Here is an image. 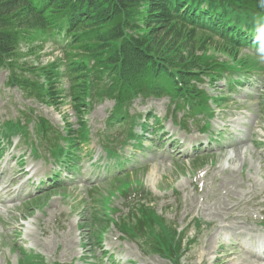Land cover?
<instances>
[{
    "label": "rangeland",
    "instance_id": "rangeland-1",
    "mask_svg": "<svg viewBox=\"0 0 264 264\" xmlns=\"http://www.w3.org/2000/svg\"><path fill=\"white\" fill-rule=\"evenodd\" d=\"M210 47L209 52L219 62L226 67L234 65L231 56L217 52L212 44ZM251 51L240 48V56L246 57ZM20 52L26 55L20 63L38 66L53 61L62 51L59 45L48 41L42 49L23 46ZM259 56L261 62L251 70L252 77L242 76L237 87L226 84L230 79L236 80L241 72L235 66L214 82L203 78L201 89L209 96L223 97L211 127H204L205 133L200 132L204 121L190 125L185 123L186 119L172 114L174 105H169L167 98L136 100L130 116L148 123L136 145L112 154L124 163L123 167L112 169L101 148V138L128 127L107 129L113 101L94 102L96 105L85 111L86 122H81L68 92L67 79L56 85V98L40 101L9 84V69L0 68V125L4 132L16 130L18 125H26L29 131V138L21 140L19 134L12 135V144L4 140L5 134V143L0 138V149L6 151L0 158V174L6 170L9 180L15 170L26 173L10 193H0V264H20L24 250L40 257L45 264H171L158 255H144L136 243L123 239L118 230L116 224L126 218L129 204L124 197L129 195L133 199L139 188L157 200L155 209L164 217L158 221L175 223L182 230L194 219L195 226L185 234L190 244L184 247L182 264H264V256L257 259L245 252L241 241L236 240L239 234L235 228L238 223L244 225L245 217L250 215L249 226L255 229L254 233L242 237L251 248L253 238L259 240L264 234L259 226L264 218L260 214L264 213V194L256 197L257 192H264V169L260 171L258 166V157L264 159V147L258 144L264 142V56ZM34 118L46 119L60 133L64 128L70 130L77 167L69 168L68 160L58 164L43 145L36 147L31 141L36 137ZM182 124L187 127L183 129ZM157 126H162L159 131ZM212 130L216 132L211 134ZM210 134L211 142L207 139ZM183 138L189 139L186 145H182ZM62 142L66 144V140ZM200 143L206 146L198 151ZM229 143L232 145L228 146ZM236 145L243 152L235 156ZM112 147L117 148L118 144ZM20 154L26 156L27 166L23 169L24 161L18 162V168L15 165ZM49 181L55 182L49 186ZM256 201L260 205L254 207ZM233 205L235 215L240 217L237 223L227 221V210Z\"/></svg>",
    "mask_w": 264,
    "mask_h": 264
},
{
    "label": "trees",
    "instance_id": "trees-1",
    "mask_svg": "<svg viewBox=\"0 0 264 264\" xmlns=\"http://www.w3.org/2000/svg\"><path fill=\"white\" fill-rule=\"evenodd\" d=\"M258 23L262 28L255 37L246 33ZM48 41L59 45L64 58L44 66L20 63L25 56L20 44ZM261 41L264 0H0V68L9 69V83L46 101L56 98V85L67 79L81 119L88 106L109 99L115 102L109 120L118 123L139 97H168L175 114L204 116L213 111L210 103L221 105L223 97L209 96L199 86L204 77L223 78L226 68L209 52L210 44L231 56L236 68L250 71L261 61L255 53L240 56V48ZM36 124V134L48 140L55 159L75 157L69 129L62 144L50 137L60 132L47 120ZM19 132L27 134L23 127ZM150 203L147 197L135 200L140 214L132 219L143 238L139 244L178 261L181 241L155 222V213L147 210ZM23 256L22 264H43L39 257Z\"/></svg>",
    "mask_w": 264,
    "mask_h": 264
},
{
    "label": "bare ground",
    "instance_id": "bare-ground-1",
    "mask_svg": "<svg viewBox=\"0 0 264 264\" xmlns=\"http://www.w3.org/2000/svg\"><path fill=\"white\" fill-rule=\"evenodd\" d=\"M233 127V126H232ZM227 134L228 135H230V131H228L227 132ZM230 139V138H229ZM197 140V139H196ZM234 142H236V141H234ZM231 143V142H230ZM228 144V146H231L232 144ZM240 143H243L242 141H240ZM258 144L260 145V146H263L264 147V142H258ZM226 145V144H225ZM241 147H239V146H237L236 145V147H234V155L236 156L237 155V153L239 152V153H241L242 154V152H243V150H242V148L240 149ZM244 148V147H243ZM228 149V148H227ZM235 156L234 157H232V159H233V161L235 160ZM229 161L230 162H233V161H231V158H229ZM258 166H259V169H260V171H262L263 169H264V159L261 157V155L258 157ZM22 171V170H21ZM259 171V170H258ZM26 173L25 172H17L16 170L14 171V173H12V177L9 179V180H7V176H8V174H7V172H6V170H3L2 171V173L0 174V193H2V194H8V193H10L11 191H12V188H13V186L16 184V183H18V181L20 180V178L23 176V175H25ZM263 176V178H264V174L262 175ZM256 194V193H255ZM262 194H264V192H263V190L262 191H259V192H257V196L256 197H259L260 195L262 196ZM255 197V198H256ZM3 201V200H2ZM220 201V200H219ZM218 202V201H217ZM5 203V202H4ZM243 203V202H242ZM248 203L249 202H246V204L248 205ZM253 203V202H252ZM260 202H254L253 203V206L254 207H257V206H259L260 204H259ZM225 204V203H224ZM227 204V203H226ZM237 205H238V203H236ZM247 205H245V206H247ZM226 206V205H225ZM229 206V205H228ZM223 207H224V205H223ZM222 207V208H223ZM230 207V206H229ZM239 207V206H238ZM209 209H210V206L208 207ZM219 209H220V207H218ZM247 208V207H246ZM206 209V208H205ZM218 209V210H219ZM215 210V209H214ZM213 210V211H214ZM216 211V210H215ZM235 212H236V206H234L233 205V207H231V208H229L228 210H227V213H228V217H227V221L228 222H235L238 218H240V217H238V216H236L235 215ZM264 212V211H263ZM213 213H215V212H213ZM242 213V212H241ZM239 215V214H238ZM244 215V214H243ZM242 218H243V216H242ZM244 221H245V223H244V225H243V223L241 222L240 224L238 223V224H236L235 225V228L238 230V234L239 235H236V240H240L241 241V246H242V248L245 250V252H247V253H249L251 256H253V257H255V258H257V259H260L261 257H263L262 255H261V253H258L254 248H251V246H250V244L247 242V240H246V238H244V237H242L243 235H247V234H251V233H254L253 231L255 230V229H253L251 226H249V223L252 221V218H250V215H247V217H245V219H244ZM236 223H237V221H236ZM260 223H262V221H260ZM226 227H230V225H225ZM249 227V228H248ZM240 234H241V236H240ZM257 239H258V237H257ZM257 239H255V238H253V241H255V242H258V243H260V244H263L264 245V234H261V236L259 237V240H257ZM264 249V248H263Z\"/></svg>",
    "mask_w": 264,
    "mask_h": 264
}]
</instances>
